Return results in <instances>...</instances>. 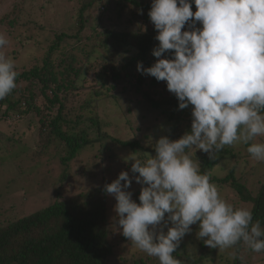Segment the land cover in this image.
I'll return each mask as SVG.
<instances>
[{"label":"clouds","instance_id":"obj_1","mask_svg":"<svg viewBox=\"0 0 264 264\" xmlns=\"http://www.w3.org/2000/svg\"><path fill=\"white\" fill-rule=\"evenodd\" d=\"M147 15L157 32L151 53L157 59L147 68L138 62L137 72L166 82L178 110L191 106V124L176 140L159 138L155 156L128 158L137 176L122 171L104 186L116 202V224L159 264H182L173 253L192 225L209 248L243 243L264 253V227L253 222L251 209L222 198L192 158L200 151L216 160L225 146L243 144L252 159L264 162L258 139L264 137V0H151ZM7 44L0 34V49ZM166 53L170 58H161ZM17 75L15 61L0 52V100L17 87ZM133 179L142 185L139 203L128 191Z\"/></svg>","mask_w":264,"mask_h":264},{"label":"trees","instance_id":"obj_2","mask_svg":"<svg viewBox=\"0 0 264 264\" xmlns=\"http://www.w3.org/2000/svg\"><path fill=\"white\" fill-rule=\"evenodd\" d=\"M150 5L151 0H92L81 5L76 32L70 37L64 33L58 34L49 47L43 64L17 72V87L4 100H0L1 117L22 119L35 114L39 125V144L52 146L56 151L64 153L65 156L61 157L62 164L72 160L85 145L107 138L98 116V106L100 101L114 95L118 82L127 87H135V92L141 94L153 109L159 110L170 122L175 120L173 129L182 119L191 120V106L178 110V101L167 91L166 82H158L154 77L137 72L138 62L147 68L157 59L151 54L158 46V41L154 38L157 32L147 15ZM92 7L96 8L99 15L91 19V26L87 27L88 19L83 14L87 8ZM106 7L110 8L107 12L112 9L119 12V15L128 10L129 17L123 22L115 23L111 29L103 21ZM132 9L134 10L131 11ZM195 10L193 5L192 11ZM139 22L137 30L127 31L128 27L137 26ZM143 24L148 25V32L142 30ZM5 26L12 32L15 22L12 20ZM196 27L200 25L197 23ZM183 30H188L187 26ZM93 35L100 38L99 45L87 51L81 46ZM70 39L76 43L71 51L82 54V61L75 65L77 58L63 57L65 53L61 52V58L52 62L54 52ZM111 53L115 54L114 59L124 62H120L122 64L118 67L113 65L109 56ZM121 53H127L128 57L124 60ZM170 56L171 53H166L161 58ZM87 73H93L94 85L97 87H84ZM131 80L136 82L134 86ZM145 82L159 91L153 92L154 94L141 92L140 86ZM126 89L128 88L122 91ZM158 95L160 96L157 97ZM115 141L125 147L139 146L138 141ZM233 152L231 146H225L220 158L225 160L227 154L234 157ZM140 159L144 161L146 158ZM199 162L201 172L208 173L212 183L218 187L227 185L242 203L251 204L253 222L259 221L264 227V184L252 195L235 179L236 168L230 169L222 178H215L211 175V170L219 163L218 159L211 160L208 156L200 155ZM104 186L105 184L98 185L68 199L56 198L39 211L4 221L0 224V264H105L113 254L114 246L108 239L107 196ZM241 244L236 246L239 252H243ZM178 250L177 248L173 253L175 258ZM247 252L253 251L249 248ZM146 258L134 260L133 263L146 264L155 259L148 255ZM199 261L200 259H196L192 263L198 264ZM233 264H239L238 258Z\"/></svg>","mask_w":264,"mask_h":264},{"label":"rangeland","instance_id":"obj_3","mask_svg":"<svg viewBox=\"0 0 264 264\" xmlns=\"http://www.w3.org/2000/svg\"><path fill=\"white\" fill-rule=\"evenodd\" d=\"M89 1L92 0H0V34H4L8 40V44L0 49V52L15 61L17 72L43 64L48 49L58 34L64 33L70 37L76 32L80 7ZM109 7H106V14L103 17L105 25L107 24L109 28H114L115 23L123 22L129 17L128 10L119 15V12L112 9L107 12ZM95 9L87 8L83 14L84 18L88 19L87 27L91 26L90 20L99 15ZM12 20L15 26L11 32L5 25ZM139 24L140 22L137 26L128 27L127 31L137 30ZM141 28L142 30L146 28L144 32L149 31L148 25L143 24ZM86 31L88 32V29ZM99 41L100 38L93 35L81 47L89 51L92 47L98 46ZM75 44V40H68L54 52L51 61L56 62L63 52L65 53L63 57L77 58L74 63L78 65L82 61V54L71 51ZM121 55L124 60L128 57L127 53ZM109 56L113 60V65L117 67L124 62L114 59L113 53ZM130 82L133 86L136 84L134 80ZM83 84L84 87H97L94 85L93 73H87ZM129 87L118 82L114 95L100 101L98 116L107 138L85 145L67 164L61 163L64 153L56 151L52 146L45 147L39 144L37 140L39 125L35 114L22 119L18 117L3 119L1 117L3 114L0 113V224L39 211L53 203L56 198L68 199L98 185L110 184L122 171L128 172L131 179L138 173L130 171L134 161L128 158L155 156V144L159 138L167 136L170 140H176L188 131L191 120L184 118L176 123L173 129L175 120L171 122L167 120L165 115L153 109L141 94L135 92V87L131 85ZM124 88L128 89L122 91ZM140 88L141 92L150 94L159 91L148 82ZM258 139L264 142V137ZM115 140L138 141L139 146L125 147ZM231 147L234 149V157L227 154L226 159L222 160L220 157L223 149L217 158L219 163L213 167L211 175L222 178L230 169L236 168L235 179L255 195L264 184V162L252 159L243 144ZM188 152L191 155L193 150L189 149ZM200 155L208 156L197 151L192 158L199 160ZM121 183L123 184V181ZM141 187L142 185L133 179L128 189L132 192V199L137 203L139 194L136 195L140 193ZM219 187L222 198L228 203L234 207L251 209V204L242 203L238 195L227 185ZM106 196L108 239L114 246V252L105 264H134V260L147 259L146 253L140 251L121 234L116 224L115 199L107 193ZM168 227H171L170 222ZM191 228L192 232L185 235L178 247L177 259H180L182 264H194L192 261L196 259H200L198 264H233L237 258L239 264H264V254L258 256L256 255L258 253L247 252L249 247L243 243L241 244L243 252L237 251L236 246L229 249L209 248L196 236L198 225H192ZM159 230L160 226L157 227V232ZM163 231L166 232L167 228H163ZM233 252L235 259L232 257ZM146 264H159V261L155 258L153 262L147 261Z\"/></svg>","mask_w":264,"mask_h":264}]
</instances>
